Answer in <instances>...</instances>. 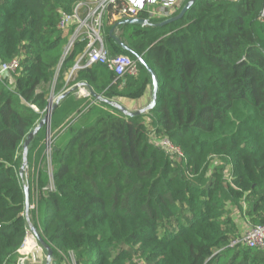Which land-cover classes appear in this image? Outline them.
Listing matches in <instances>:
<instances>
[{
	"label": "trees",
	"instance_id": "1",
	"mask_svg": "<svg viewBox=\"0 0 264 264\" xmlns=\"http://www.w3.org/2000/svg\"><path fill=\"white\" fill-rule=\"evenodd\" d=\"M79 1L0 0V66L20 60L10 80L0 78V264L23 258L25 185L52 264L71 256L76 264H264V251L230 247L240 235L229 209L264 224V0H196L171 25L117 28L158 78L156 107L129 117L93 96L69 94L51 116L52 172L44 126L21 176L24 143L47 113L59 67L55 96L88 83L118 102L152 86L140 63L136 77L93 65L67 80L86 41L64 58L70 33L58 24ZM115 25L104 28L106 50L136 61L111 35ZM151 127L184 159L153 144Z\"/></svg>",
	"mask_w": 264,
	"mask_h": 264
},
{
	"label": "built area",
	"instance_id": "2",
	"mask_svg": "<svg viewBox=\"0 0 264 264\" xmlns=\"http://www.w3.org/2000/svg\"><path fill=\"white\" fill-rule=\"evenodd\" d=\"M189 0H83L75 3L70 13L62 12L59 30L69 34L64 58L79 40L86 41L84 52L77 58L78 70L93 65L107 67L118 77L139 75L138 62L128 56L111 57L105 48L103 31L105 23L109 26L127 19H144L149 22L166 21L178 15ZM264 16V11L263 14ZM20 60L15 59L0 66V76L16 74ZM71 71L70 75L72 74ZM89 96V94H88ZM150 112L147 111L146 114ZM150 141L162 148L173 160L181 161L184 153L168 138H158L154 128L149 130ZM245 205V204H244ZM230 247H245L264 251V224L251 225L239 237L233 238ZM76 264L73 256L70 257ZM137 264H147L137 261Z\"/></svg>",
	"mask_w": 264,
	"mask_h": 264
},
{
	"label": "water",
	"instance_id": "3",
	"mask_svg": "<svg viewBox=\"0 0 264 264\" xmlns=\"http://www.w3.org/2000/svg\"><path fill=\"white\" fill-rule=\"evenodd\" d=\"M195 3H196V0H189L187 2V4L183 7L182 11L177 16H175L173 18H170V19H168L166 21H163L160 24H158L157 26L165 27L167 25H171V24H173L175 22H178V21L182 20L184 18V16L186 15V13L194 6ZM126 25H138V26H142V27H147V26H150L152 24L149 21L144 20V19H127V20H123L121 22H118L115 25V28L111 31V35L118 42L120 47L123 50L127 51L128 53L132 54L135 57L136 61L138 63H140L143 67H145L146 70L152 76V89L153 90H152V101H151L150 105L146 109H143V110H141L139 112H130L123 105H121V104H119V103H117L115 101L107 100V99L99 96L98 94H96L94 92V90L92 89V87L88 83L76 84L72 88L68 89L65 93H63L62 95L58 96L55 101H54V97L52 96L50 98V100H49V105H48V108H47L46 115L39 122V125L36 127V129L29 134L27 140L24 143V147H23L24 148L23 165H22V169H21V176H24L27 173V171H28L27 157H28L29 147H30V144H31L32 140L37 135L39 130L41 128H43L44 126H47V137L48 138L50 137L51 116L54 113V111L57 109L59 104L69 94H71V93H73L75 91H83V90L86 89L88 91L89 96H93L95 99H97V100H99L101 102H104V103H106V104H108L110 106L115 107L120 112H122L123 114H125L126 116H129V117H137V116H140V115H144V114L147 113V111L150 112L156 107L157 101H158V93H159V81H158V78H157L156 74L147 65V63L144 60V58L142 56H139L133 50H131L124 42H122L119 39L118 35L115 33V30L117 28L122 27V26H126ZM78 71H79L78 70V66L75 65V67L73 68L72 74L69 76V80H72L76 76ZM24 191H25V213H26V218H27L28 224H29V231L33 233L35 239L41 244L42 248L47 253V259H46V263L45 264H52V262H53V250L42 239L39 231L35 228V226L32 224V222L30 220V216H29V212H30V191H29L28 185H25ZM19 264H24L22 259L20 260Z\"/></svg>",
	"mask_w": 264,
	"mask_h": 264
},
{
	"label": "rangeland",
	"instance_id": "4",
	"mask_svg": "<svg viewBox=\"0 0 264 264\" xmlns=\"http://www.w3.org/2000/svg\"><path fill=\"white\" fill-rule=\"evenodd\" d=\"M153 22H159V21H157V20H153V21H151L150 23L152 24ZM105 25L106 26H109L108 25V23L106 22L105 23ZM105 26V27H106ZM105 30V29H104ZM103 33H104V31H103ZM60 68V67H59ZM59 68L56 70V72H55V78H54V82H53V85H52V87H51V94H50V98L53 96L54 97V101L56 100V98L58 97V96H55L54 95V93H53V89H54V86H55V83H56V80H57V77H58V73H59ZM0 78H2V79H9V77L8 76H0ZM10 80V79H9ZM51 134H50V137L48 138L47 137V139H46V150H45V155H46V159H47V161H46V163H47V167H48V169H49V171L50 172H52V167H51V149H52V143H53V140H51ZM70 139V133H66V134H64V135H62L61 137H60V141H61V143L64 145L66 142H68V140ZM218 162V160L216 161V162H214V163H217ZM234 208V210L235 211H237L239 214H241L242 215V217H244V218H247V220H249L248 219V217H246V215H244V214H242L241 213V211L238 209V208H236V207H231V212H230V214H233V212H232V209ZM243 208H245V210H246V208H247V205L245 204V205H243ZM237 214V213H236ZM238 214V215H239ZM251 221L249 220V222H247L248 224L247 225H244V226H242V230L240 231L239 229H238V227H236V230H235V234H237V235H241V234H243L251 225H253V224H251L250 223ZM249 223L251 224V225H249ZM241 227V226H240ZM246 228V229H245ZM245 229V230H244ZM29 235L30 236H32L33 238H34V240H35V242H36V247L35 248H33V252L32 253H30V254H23V258H22V260H23V262H24V264H45L46 263V259H47V253H46V251L42 248V246H41V244L35 239V237H34V235H33V233L32 232H30L29 231V234H28V237H29ZM24 249L25 248H23L22 249V251L24 252ZM38 251V252H37Z\"/></svg>",
	"mask_w": 264,
	"mask_h": 264
},
{
	"label": "crops",
	"instance_id": "5",
	"mask_svg": "<svg viewBox=\"0 0 264 264\" xmlns=\"http://www.w3.org/2000/svg\"><path fill=\"white\" fill-rule=\"evenodd\" d=\"M67 80H69V77H67ZM152 90L153 89H152V86H151L150 88H148V90L146 91L145 95L142 98H140V99L131 100V99L122 98V99H119V101L117 103H119V104L123 105L124 107H126L130 112H139V111H141L143 109H146L150 105V103L152 101ZM76 95L78 97H88V91L86 89L83 90V91H78L76 93ZM148 123H149V120H147V118H146L145 119V124H148ZM229 209L231 210V207ZM235 210H234V208L232 209V212H233L232 219L234 220V223H235L236 227H238V229L241 231L242 230V226L247 225L248 224L247 222H249V220H247V218L242 217V215L239 214ZM250 223H249V225H251ZM28 238H30V237H28ZM33 240H34V238H33ZM35 247H36V243L34 245L28 244L25 247L24 252L20 251V254L22 256H23L24 253L25 254H30V253L33 252V248H35ZM62 264H73V260L71 258H69V260H65L64 263H62Z\"/></svg>",
	"mask_w": 264,
	"mask_h": 264
},
{
	"label": "bare ground",
	"instance_id": "6",
	"mask_svg": "<svg viewBox=\"0 0 264 264\" xmlns=\"http://www.w3.org/2000/svg\"><path fill=\"white\" fill-rule=\"evenodd\" d=\"M30 238H27L25 245L23 248H25L28 244L34 245L36 242L33 240V237L29 235ZM22 251V250H21Z\"/></svg>",
	"mask_w": 264,
	"mask_h": 264
}]
</instances>
